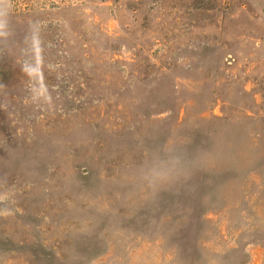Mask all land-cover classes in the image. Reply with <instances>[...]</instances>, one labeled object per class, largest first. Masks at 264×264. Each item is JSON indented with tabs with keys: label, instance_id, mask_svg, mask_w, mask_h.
Returning a JSON list of instances; mask_svg holds the SVG:
<instances>
[{
	"label": "rangeland",
	"instance_id": "374dc122",
	"mask_svg": "<svg viewBox=\"0 0 264 264\" xmlns=\"http://www.w3.org/2000/svg\"><path fill=\"white\" fill-rule=\"evenodd\" d=\"M0 20V264H264V0Z\"/></svg>",
	"mask_w": 264,
	"mask_h": 264
},
{
	"label": "clouds",
	"instance_id": "9594fccd",
	"mask_svg": "<svg viewBox=\"0 0 264 264\" xmlns=\"http://www.w3.org/2000/svg\"><path fill=\"white\" fill-rule=\"evenodd\" d=\"M3 27H4V22L2 20H0V35L3 34V32H2ZM33 47L35 48V41H34ZM36 67L37 66L35 64L25 65L22 67V71L31 78L33 76V74L35 73ZM46 87L47 86L45 85V90H46ZM181 159H182V157L179 155H177L175 157V160L177 162H179Z\"/></svg>",
	"mask_w": 264,
	"mask_h": 264
}]
</instances>
